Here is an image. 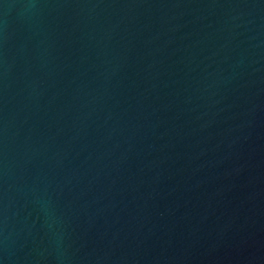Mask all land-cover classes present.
<instances>
[{"label":"water","instance_id":"water-1","mask_svg":"<svg viewBox=\"0 0 264 264\" xmlns=\"http://www.w3.org/2000/svg\"><path fill=\"white\" fill-rule=\"evenodd\" d=\"M0 264H264V0H0Z\"/></svg>","mask_w":264,"mask_h":264}]
</instances>
